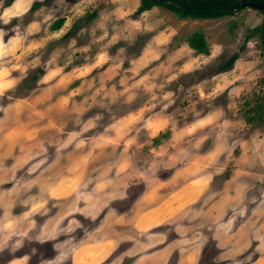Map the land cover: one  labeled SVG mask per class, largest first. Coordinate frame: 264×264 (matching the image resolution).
Here are the masks:
<instances>
[{
    "label": "clouds",
    "instance_id": "clouds-1",
    "mask_svg": "<svg viewBox=\"0 0 264 264\" xmlns=\"http://www.w3.org/2000/svg\"><path fill=\"white\" fill-rule=\"evenodd\" d=\"M143 4L0 0V264H264L260 38Z\"/></svg>",
    "mask_w": 264,
    "mask_h": 264
},
{
    "label": "trees",
    "instance_id": "trees-1",
    "mask_svg": "<svg viewBox=\"0 0 264 264\" xmlns=\"http://www.w3.org/2000/svg\"><path fill=\"white\" fill-rule=\"evenodd\" d=\"M174 1L179 6L170 4L169 2ZM244 2L252 5L264 6V0H243ZM153 3H158L161 8L167 9L175 13L181 19H192V20H211L219 19L223 17H232L238 13L241 8V0H144V7H149ZM262 12V11H261ZM264 13V12H262ZM63 21H59L62 24ZM257 31L262 36V42L264 43V24L257 28ZM191 41L194 47L201 50L205 48L203 35L195 33L191 37ZM235 57L233 58V60ZM232 61H229L225 67H230Z\"/></svg>",
    "mask_w": 264,
    "mask_h": 264
},
{
    "label": "rangeland",
    "instance_id": "rangeland-1",
    "mask_svg": "<svg viewBox=\"0 0 264 264\" xmlns=\"http://www.w3.org/2000/svg\"><path fill=\"white\" fill-rule=\"evenodd\" d=\"M167 11L174 14V18H175L174 22L177 24L180 21H188L189 24H192L193 22H198L196 25L197 31L195 33H200L202 35L203 33L201 30V26H209V25L224 21V26L227 28L228 32L233 37L235 36L237 30L240 28H244L245 30V40L253 36H258L260 38V44L258 45V47L260 48L258 66L261 68H264V43L262 42L261 34L259 33V31H257V28H260L264 24V13H262L260 10H257L254 8H244V9H241L238 13H236L232 17L229 16V17H223V18L211 19V20L181 19L172 11H169V10ZM245 21H247V24L245 23ZM205 22H207V25H205ZM253 24L256 25L254 28L252 27ZM260 84L264 86V76H262V78L260 79ZM258 103H259V98H258ZM259 107L261 109H264V103H260ZM258 115L261 118H264V111H259Z\"/></svg>",
    "mask_w": 264,
    "mask_h": 264
},
{
    "label": "water",
    "instance_id": "water-1",
    "mask_svg": "<svg viewBox=\"0 0 264 264\" xmlns=\"http://www.w3.org/2000/svg\"><path fill=\"white\" fill-rule=\"evenodd\" d=\"M241 1H242L241 6H240L241 9L254 8V9H257V10H260V11L264 12V6L252 5V4H248V3L244 2L243 0H241ZM169 3L173 4V5H176V6H179V4L174 2V1H171Z\"/></svg>",
    "mask_w": 264,
    "mask_h": 264
}]
</instances>
